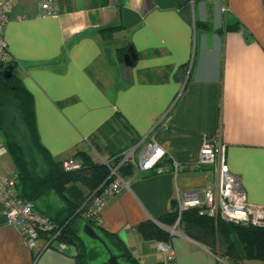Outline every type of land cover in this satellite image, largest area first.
Wrapping results in <instances>:
<instances>
[{"label": "crops", "instance_id": "1", "mask_svg": "<svg viewBox=\"0 0 264 264\" xmlns=\"http://www.w3.org/2000/svg\"><path fill=\"white\" fill-rule=\"evenodd\" d=\"M53 8L41 16L36 0H14L4 28L15 74L32 96L41 144L54 160L80 151L94 162L142 138L157 144L167 171L133 176L101 210V227L139 264H235L179 224L169 263L156 239L136 226H171L158 219L175 210L176 188L200 190L213 181L208 167L192 165L214 134L246 200L264 204V0H57ZM129 46L135 60L126 65ZM4 155L0 177L14 170ZM173 161L184 168L174 173ZM50 200L60 206L54 195ZM45 244L41 235L28 248L5 223L0 200V264H76L73 247Z\"/></svg>", "mask_w": 264, "mask_h": 264}, {"label": "trees", "instance_id": "2", "mask_svg": "<svg viewBox=\"0 0 264 264\" xmlns=\"http://www.w3.org/2000/svg\"><path fill=\"white\" fill-rule=\"evenodd\" d=\"M105 30L110 28L103 31ZM9 65H13L12 73L9 78H5L3 71ZM15 68L16 64L11 58L6 65H0V132L6 151L14 162L13 171L18 177L19 197L33 202L35 209L47 216L54 225V231H58L47 247L54 242L73 247L76 264H91L92 261L100 259L103 253L108 255L107 250L117 257L120 264H139L115 233L104 230L95 220L82 216L88 197L99 193L111 180L105 160L94 162L86 152L77 151L70 156L77 157L81 161V167L71 171L62 169L61 160H54L39 140L32 96L15 74ZM34 153L40 159V171L36 168ZM120 155V152L114 155L112 160L118 162ZM117 171L122 177L128 178L133 175L134 169L131 164L124 162ZM78 184L87 192H83ZM53 195L60 206L55 207L50 200ZM175 219L174 210L160 217L158 221L169 226ZM84 223L95 230L105 246L83 233ZM179 226L188 237L235 264H240L244 259L264 261V227L214 219L200 214L196 207L181 213ZM136 230L147 239H170L167 230L150 221L138 224ZM47 239L46 236V241ZM95 243L100 246L97 250Z\"/></svg>", "mask_w": 264, "mask_h": 264}, {"label": "built area", "instance_id": "3", "mask_svg": "<svg viewBox=\"0 0 264 264\" xmlns=\"http://www.w3.org/2000/svg\"><path fill=\"white\" fill-rule=\"evenodd\" d=\"M41 10L40 15H53L56 0H36ZM14 0H0V65H6L10 60L8 44L4 38V28L9 19V12ZM21 19V18H18ZM6 148L0 145V156ZM120 160H105L111 180L99 193L91 195L82 210V216L93 219L98 224L101 222V210L107 201L119 194L128 186L131 178L141 172L159 174L167 171V167L159 166L164 158L163 149L153 142H145L142 138L136 144L120 152ZM127 162L132 165L133 175L124 178L118 173L120 164ZM64 171L77 170L81 161L74 156L61 160ZM174 173L184 167L176 162H171ZM208 167L214 179L200 190L180 191L176 188L175 222L165 227L170 237L177 234V227L181 213L188 208H198L200 214L211 218H220L230 223L264 227V204L252 203L246 200L239 176L232 174L225 163V145L217 134L210 136L202 143L198 159L192 169L199 170ZM19 184L17 174L12 171L0 177V200L3 205L5 223L14 225L20 232L25 245L34 249L42 234L48 237L44 247H47L58 231L49 218L38 212L33 202L19 197ZM155 248L161 252L169 263L175 261V253L169 240L156 241Z\"/></svg>", "mask_w": 264, "mask_h": 264}, {"label": "water", "instance_id": "4", "mask_svg": "<svg viewBox=\"0 0 264 264\" xmlns=\"http://www.w3.org/2000/svg\"><path fill=\"white\" fill-rule=\"evenodd\" d=\"M134 60H135V51H134L132 46H129L123 55L124 64L131 65ZM12 69H13V65H9L8 68H6L3 71V75L5 78L10 77V75L12 73ZM82 231L87 237L94 239V240H97L104 245L100 236L87 223H84V225L82 227ZM107 252H108V258L106 260H104L103 262H101L100 264H120L117 257L114 254H112L109 250H107Z\"/></svg>", "mask_w": 264, "mask_h": 264}, {"label": "rangeland", "instance_id": "5", "mask_svg": "<svg viewBox=\"0 0 264 264\" xmlns=\"http://www.w3.org/2000/svg\"><path fill=\"white\" fill-rule=\"evenodd\" d=\"M24 143H27V142L25 141ZM5 148H6V147H5ZM6 150H7V149H6ZM123 150H124V148H122L119 152H121V151H123ZM4 154H5L4 156H6V157H8V158H11V155H10V153H9L8 151H6ZM35 154H36V153H34V155H35ZM34 161H35V164H36V168H37V170L40 171V169H41V166H40L41 163H40V159L38 158L37 155H35V157H34ZM12 162H13V160H12ZM13 167H14V162H13ZM95 244H96V243H95ZM96 245H97V244H96ZM96 245H95V247H96V250H97L98 248H100V246H99V245L96 246ZM107 258H108V255L103 253V255L100 257V259H98L97 261H92L91 264H100V262L106 260Z\"/></svg>", "mask_w": 264, "mask_h": 264}]
</instances>
